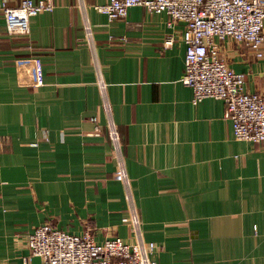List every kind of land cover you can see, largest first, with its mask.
<instances>
[{"label": "crops", "instance_id": "crops-1", "mask_svg": "<svg viewBox=\"0 0 264 264\" xmlns=\"http://www.w3.org/2000/svg\"><path fill=\"white\" fill-rule=\"evenodd\" d=\"M107 1L84 0L97 59L79 0H53L28 36H9L0 12V264H46L27 243L42 224L132 241L98 68L157 264H264V142L238 141L223 101L192 102L183 23L142 6L110 22L94 9ZM221 50L264 96V54L231 39Z\"/></svg>", "mask_w": 264, "mask_h": 264}, {"label": "built area", "instance_id": "built-area-1", "mask_svg": "<svg viewBox=\"0 0 264 264\" xmlns=\"http://www.w3.org/2000/svg\"><path fill=\"white\" fill-rule=\"evenodd\" d=\"M84 13V32L92 53L97 59L93 28L86 16L84 0H79ZM133 6H142L149 13H166L169 26L183 23V40L186 44L185 73L181 78L184 86L193 91L192 102L201 103L205 98L223 101L225 116L233 123V135L239 141L253 144L264 142V96L260 92L249 93L245 88L244 73L230 68L223 56L221 44L233 40L246 44L258 58L263 56L264 46V0H108L95 5L107 20L115 22L126 18ZM53 0H21L17 6L0 0V12L6 22L9 36L30 33L32 17L52 12ZM174 43L169 37L165 46ZM97 85L102 105L107 114V137L110 139L117 163L118 179L125 189L129 215L123 218L130 225L132 243L118 237L97 243L90 228L82 234L62 231L50 224L39 225L28 236L31 257H39L46 264H157L156 245L143 237L142 223L131 178L126 168L122 138L112 118L108 88L104 74L97 69ZM95 132L101 127L96 117ZM29 257V258H31Z\"/></svg>", "mask_w": 264, "mask_h": 264}, {"label": "rangeland", "instance_id": "rangeland-1", "mask_svg": "<svg viewBox=\"0 0 264 264\" xmlns=\"http://www.w3.org/2000/svg\"><path fill=\"white\" fill-rule=\"evenodd\" d=\"M132 242H133V240L130 243H132Z\"/></svg>", "mask_w": 264, "mask_h": 264}]
</instances>
